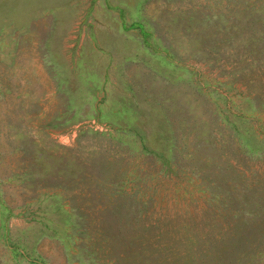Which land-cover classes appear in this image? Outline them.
<instances>
[{"label":"rangeland","instance_id":"obj_1","mask_svg":"<svg viewBox=\"0 0 264 264\" xmlns=\"http://www.w3.org/2000/svg\"><path fill=\"white\" fill-rule=\"evenodd\" d=\"M159 252L264 264V0H0V264Z\"/></svg>","mask_w":264,"mask_h":264},{"label":"trees","instance_id":"obj_2","mask_svg":"<svg viewBox=\"0 0 264 264\" xmlns=\"http://www.w3.org/2000/svg\"><path fill=\"white\" fill-rule=\"evenodd\" d=\"M130 232H131V226L124 228V236L129 235ZM235 241H236V237L234 236V231H233L232 236L230 238V244H231V242L233 243ZM214 244H215L216 249H219L218 243L214 242ZM218 253H220V252H218ZM157 256L160 257L161 264H195L194 262L189 260L190 258H185V257L181 258V256H179L178 258H175V259L168 260L165 257H170V256H168L167 254H165L163 252H159V255H157ZM212 261H213V264H221L219 256L214 255L212 257ZM205 263L210 264L208 261H205Z\"/></svg>","mask_w":264,"mask_h":264}]
</instances>
